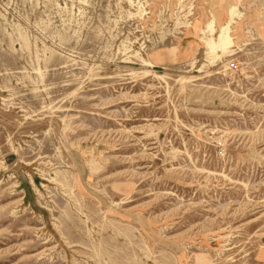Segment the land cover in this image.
I'll return each instance as SVG.
<instances>
[{
	"label": "rangeland",
	"instance_id": "374dc122",
	"mask_svg": "<svg viewBox=\"0 0 264 264\" xmlns=\"http://www.w3.org/2000/svg\"><path fill=\"white\" fill-rule=\"evenodd\" d=\"M0 264H264V0H0Z\"/></svg>",
	"mask_w": 264,
	"mask_h": 264
},
{
	"label": "bare ground",
	"instance_id": "6f19581e",
	"mask_svg": "<svg viewBox=\"0 0 264 264\" xmlns=\"http://www.w3.org/2000/svg\"><path fill=\"white\" fill-rule=\"evenodd\" d=\"M208 28L210 29V31L214 32L213 23L209 24ZM231 44H232V40H231V37L229 36V25H228V26H225L222 28V33H221V36H220L218 42L211 40L208 43L209 52H210L211 57H212L211 59L215 60L219 57V55L217 54L218 51H221L222 55H225L227 53V49L231 46Z\"/></svg>",
	"mask_w": 264,
	"mask_h": 264
}]
</instances>
